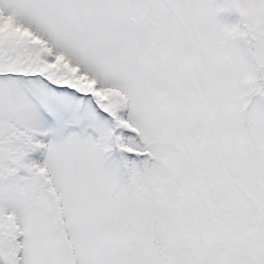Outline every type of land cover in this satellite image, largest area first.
Returning a JSON list of instances; mask_svg holds the SVG:
<instances>
[{"label": "snow or ice", "instance_id": "obj_1", "mask_svg": "<svg viewBox=\"0 0 264 264\" xmlns=\"http://www.w3.org/2000/svg\"><path fill=\"white\" fill-rule=\"evenodd\" d=\"M0 264H264V0H0Z\"/></svg>", "mask_w": 264, "mask_h": 264}, {"label": "rangeland", "instance_id": "obj_2", "mask_svg": "<svg viewBox=\"0 0 264 264\" xmlns=\"http://www.w3.org/2000/svg\"><path fill=\"white\" fill-rule=\"evenodd\" d=\"M233 19H234V17H233Z\"/></svg>", "mask_w": 264, "mask_h": 264}]
</instances>
